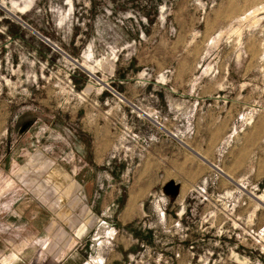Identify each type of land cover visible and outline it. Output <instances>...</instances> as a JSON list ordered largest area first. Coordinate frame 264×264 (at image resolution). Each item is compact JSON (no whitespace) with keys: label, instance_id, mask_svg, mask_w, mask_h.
<instances>
[{"label":"rangeland","instance_id":"obj_1","mask_svg":"<svg viewBox=\"0 0 264 264\" xmlns=\"http://www.w3.org/2000/svg\"><path fill=\"white\" fill-rule=\"evenodd\" d=\"M37 153L96 159L116 202L77 264H264V0H0V264Z\"/></svg>","mask_w":264,"mask_h":264},{"label":"crops","instance_id":"obj_2","mask_svg":"<svg viewBox=\"0 0 264 264\" xmlns=\"http://www.w3.org/2000/svg\"><path fill=\"white\" fill-rule=\"evenodd\" d=\"M94 135H92L91 142L98 146V133ZM34 154L36 157V153ZM38 156L41 159L45 158L40 153ZM47 156L44 162H33L34 158H31L24 166L19 165L13 176L19 179L15 180L16 182L24 183L20 187L23 189V198L28 197L34 201L43 200L44 210H42V218L38 219L41 222L36 223L37 220H29L25 225L28 238L20 243H13L12 253L5 258L7 263L14 264L17 261H23L27 256L26 251L30 249L37 252L32 259L27 260L31 263L40 257L44 264L82 262L83 258L87 257V248L83 247L79 250L78 247L88 245L89 238L94 239L95 233L100 231L101 223L106 224L105 222L111 221L112 218L110 219L109 216L117 213L115 201H106L100 206L101 200L98 192L102 178L96 159L87 163L89 167L85 168L81 165V160L72 161L61 156L56 158L50 153ZM80 158L82 159L81 155H79ZM17 172L20 174L16 175ZM144 175L146 174L141 172L137 179L138 182H143L144 186H139V190L135 193L129 192L127 200L119 210L118 218L123 219V225L127 223L126 220L128 223L132 221L133 210H144L137 206L138 200L145 197L147 192L148 181ZM89 176L91 179L86 181L85 178Z\"/></svg>","mask_w":264,"mask_h":264},{"label":"water","instance_id":"obj_3","mask_svg":"<svg viewBox=\"0 0 264 264\" xmlns=\"http://www.w3.org/2000/svg\"><path fill=\"white\" fill-rule=\"evenodd\" d=\"M67 55V54H66ZM68 56V55H67ZM68 57H70V56H68ZM71 58V57H70ZM73 61H76V63H77V65H78V62H77V60H75V59H73V58H71ZM79 65H81V64H79Z\"/></svg>","mask_w":264,"mask_h":264},{"label":"bare ground","instance_id":"obj_4","mask_svg":"<svg viewBox=\"0 0 264 264\" xmlns=\"http://www.w3.org/2000/svg\"><path fill=\"white\" fill-rule=\"evenodd\" d=\"M88 263V262H87Z\"/></svg>","mask_w":264,"mask_h":264}]
</instances>
